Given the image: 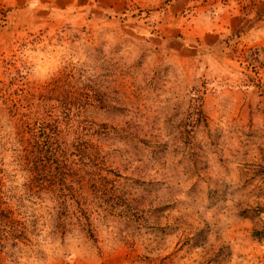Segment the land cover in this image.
I'll list each match as a JSON object with an SVG mask.
<instances>
[{
    "label": "rangeland",
    "instance_id": "obj_1",
    "mask_svg": "<svg viewBox=\"0 0 264 264\" xmlns=\"http://www.w3.org/2000/svg\"><path fill=\"white\" fill-rule=\"evenodd\" d=\"M0 264H264V0H0Z\"/></svg>",
    "mask_w": 264,
    "mask_h": 264
}]
</instances>
